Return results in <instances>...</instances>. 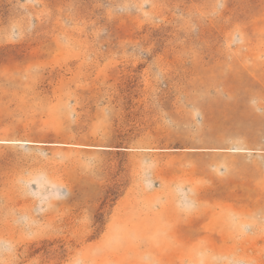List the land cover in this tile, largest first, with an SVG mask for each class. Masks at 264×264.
<instances>
[{"label": "rangeland", "instance_id": "374dc122", "mask_svg": "<svg viewBox=\"0 0 264 264\" xmlns=\"http://www.w3.org/2000/svg\"><path fill=\"white\" fill-rule=\"evenodd\" d=\"M0 264H264V0H0Z\"/></svg>", "mask_w": 264, "mask_h": 264}, {"label": "crops", "instance_id": "0c3cea01", "mask_svg": "<svg viewBox=\"0 0 264 264\" xmlns=\"http://www.w3.org/2000/svg\"><path fill=\"white\" fill-rule=\"evenodd\" d=\"M199 151L197 149H194ZM203 151L209 152H222L229 151L228 149L212 147L207 148ZM191 206V204H188ZM212 207L201 209L206 214V217H203L204 214L195 213V214H187L184 215L178 210H175L173 207L174 214L167 217L166 221H163L162 224L163 229L159 230L156 233L158 237H195L199 232V236L210 237V238H244V210L245 204L242 200H235L231 205H225L222 203H215L211 205ZM218 206L222 207H232L236 212L235 224H230L224 218L220 217L222 209H216ZM166 222V223H165ZM165 224L167 226H165ZM205 224V230L200 228L198 230V225ZM142 233V236L149 237L154 236L153 234H149V231H145ZM201 232V233H200ZM110 230L105 231L104 236H110ZM112 236V235H111ZM174 257V254L172 255Z\"/></svg>", "mask_w": 264, "mask_h": 264}]
</instances>
